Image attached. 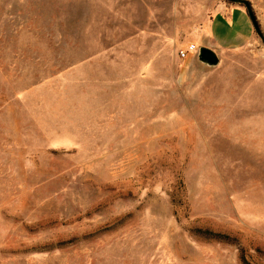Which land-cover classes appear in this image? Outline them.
I'll use <instances>...</instances> for the list:
<instances>
[{"label": "rangeland", "instance_id": "rangeland-1", "mask_svg": "<svg viewBox=\"0 0 264 264\" xmlns=\"http://www.w3.org/2000/svg\"><path fill=\"white\" fill-rule=\"evenodd\" d=\"M224 4L0 0V264H264V44L179 53Z\"/></svg>", "mask_w": 264, "mask_h": 264}, {"label": "crops", "instance_id": "crops-1", "mask_svg": "<svg viewBox=\"0 0 264 264\" xmlns=\"http://www.w3.org/2000/svg\"><path fill=\"white\" fill-rule=\"evenodd\" d=\"M254 35V27L246 8L240 4H224L219 6L202 32L190 35V38L203 39L205 46L213 50H239L252 44L255 41Z\"/></svg>", "mask_w": 264, "mask_h": 264}, {"label": "water", "instance_id": "water-1", "mask_svg": "<svg viewBox=\"0 0 264 264\" xmlns=\"http://www.w3.org/2000/svg\"><path fill=\"white\" fill-rule=\"evenodd\" d=\"M228 1L239 2V3L244 4V6L247 10V13L250 17V20L253 24V27H254L256 33L260 36V38L264 44V33L261 29L260 23L257 19L256 13L253 9L251 2L249 0H228ZM196 59L198 60L199 63H201L202 65H204L208 68H215L220 63V59H219L217 53L213 49H211L207 46H199L198 47V50L196 53Z\"/></svg>", "mask_w": 264, "mask_h": 264}, {"label": "built area", "instance_id": "built-area-1", "mask_svg": "<svg viewBox=\"0 0 264 264\" xmlns=\"http://www.w3.org/2000/svg\"><path fill=\"white\" fill-rule=\"evenodd\" d=\"M198 50V45L196 43H189L184 49H181L179 51L180 57L185 58L187 57L190 53H194Z\"/></svg>", "mask_w": 264, "mask_h": 264}, {"label": "trees", "instance_id": "trees-1", "mask_svg": "<svg viewBox=\"0 0 264 264\" xmlns=\"http://www.w3.org/2000/svg\"><path fill=\"white\" fill-rule=\"evenodd\" d=\"M229 2H231V1H229ZM231 3H238V4L242 5L243 7H245L244 4L239 3V2H231ZM254 31H255V29H254ZM210 237H216V235L215 236H210Z\"/></svg>", "mask_w": 264, "mask_h": 264}]
</instances>
